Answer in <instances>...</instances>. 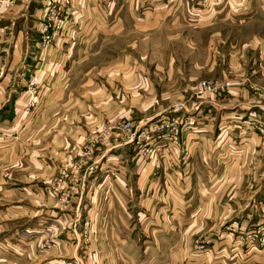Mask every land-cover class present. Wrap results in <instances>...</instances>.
I'll return each instance as SVG.
<instances>
[{"label": "crops", "instance_id": "1", "mask_svg": "<svg viewBox=\"0 0 264 264\" xmlns=\"http://www.w3.org/2000/svg\"><path fill=\"white\" fill-rule=\"evenodd\" d=\"M47 6L17 0L0 15V233L29 223V256L39 263L46 219L49 230H66L48 253L52 264L66 263L62 257L88 264L82 238L71 233L89 218L92 264H162V218L192 216L189 226L199 214L212 220L218 183L227 219L246 224L253 215L256 225L264 208V142L253 123L264 121V0H64L61 30ZM107 42L126 47L124 60L87 67V54ZM152 59L162 73L142 77L143 95L134 71L150 69ZM33 74L52 96L42 113H18L8 102L22 101L15 86ZM202 79L231 86L195 96L191 88ZM170 116L194 123L178 128L175 142L167 130L154 133L158 147L143 154L139 134ZM126 119L131 130L106 132ZM199 197L207 209L185 208ZM135 230L153 239L142 244ZM4 239L0 262L8 255Z\"/></svg>", "mask_w": 264, "mask_h": 264}, {"label": "rangeland", "instance_id": "2", "mask_svg": "<svg viewBox=\"0 0 264 264\" xmlns=\"http://www.w3.org/2000/svg\"><path fill=\"white\" fill-rule=\"evenodd\" d=\"M45 1L46 6L48 5L47 12L50 15L52 24H54V28L56 30H61L62 27L65 26L64 20H60V15L65 13L64 0ZM16 2L17 0H14L10 6H12ZM9 7L0 9V15L6 8ZM91 7L93 8V6ZM92 8L91 10L88 9V12H94ZM243 28L246 29L245 27ZM44 29L45 31L49 30L50 26L45 25ZM121 40L122 39H119V41ZM113 43L115 42L113 41ZM122 50L125 51L122 52ZM219 50H221V47H219ZM126 56V47L124 45L119 43L116 49L114 46L107 42V44H104L101 48L99 47L98 52L88 53L86 63L87 67H92L95 65L100 68L98 65H102L103 63H106L108 61L111 62V60L114 61L115 58L117 59L118 57L119 61H122ZM133 56L135 57V60L142 65H145L144 62H148L147 59L143 58L142 54H135ZM151 56H153V54ZM152 62H154L153 59L150 63L146 64V67H150L152 65ZM101 71L102 70H96L95 73H100ZM134 72L137 76V79L134 82L136 83L134 87L136 91H140L141 93H143V95L146 92V86H144L145 83L142 77H148L149 73L152 75H159L160 73H162V71L155 70L154 66H151L150 69H142L141 67L136 69ZM120 73H122V71H120ZM34 76L36 75L33 74L32 76H29L25 84L15 86V88L18 89L19 92H24L22 101H15L16 97H12L8 102L10 108L15 109L18 113H42V111L46 109L47 103L50 100L49 98H51L52 96V94L48 96L42 93L44 87L41 83H39L38 79L36 82L30 83V79ZM199 81L200 80L194 82L191 88V92H193V90L195 89V85ZM116 85V88L120 93L119 99L123 101L124 98L122 96L125 93L124 88L126 87L119 82ZM230 86L231 82L223 90L214 93L213 95H218L226 92L230 88ZM72 89L77 91L78 87L72 86ZM87 104L92 105L91 102H87ZM253 121L256 129L258 125L264 123V121H262L261 119ZM261 138L262 142H264V138L262 136ZM82 168L83 165H81L78 171H80ZM63 176L67 179L71 178V174L69 172H67L66 175L64 173ZM220 186L221 183L215 185V213L212 220L210 219V214H199L198 217L195 218V223L189 226L188 223L191 222L192 216L190 218L185 217L182 223H179V221H175L176 219L173 218L174 214H172V218H168L167 216L165 219L162 218V264H264V208L260 213L258 212L256 225L253 224V215L250 216V221H248V223L246 224H242L240 222L238 223L234 215H231V219H227L228 216L224 215V213L226 212H224L222 205L223 197L218 196V194L220 193H218V188ZM219 191H221V187L219 188ZM61 199L64 201L63 197H61ZM207 202L208 201L206 200V198L199 197L195 204H186L184 206L185 208L192 209L193 211H201V209H207ZM81 218L82 217L80 216L76 220H78V222L82 221ZM157 220L158 218L154 221ZM168 221H170L169 225H165V222ZM82 222H84L83 229L81 231L73 230L74 233L71 234L76 238H82L83 246L79 248L83 251L84 256H86V263L92 264L94 249L91 243L94 238V231L90 228L89 218H84ZM50 225L52 224H49V226ZM194 225H198V227L196 228ZM28 226L29 223H24L22 225L12 224L6 230V235L3 232L0 233V240H3L5 237L4 240L8 242L6 247L8 255L5 256V260L0 262V264H33L31 263L32 259L29 256L31 252V246L28 242L30 241L31 235L29 232L30 230H27ZM143 231L144 230H135V233L136 235L137 233H141L140 235H137V237L140 239V242L142 244H147L149 243V240L153 238H150L149 234H142ZM144 232L146 233L147 231ZM149 233L152 234L153 231ZM65 234L66 230L62 232H60L59 230L57 231V233L53 232L52 229L49 230L46 224V219H44L43 223L40 225L39 233V263H37V258L35 257V264H52V259L48 258V253L51 251L50 249L60 244L59 239ZM153 235L155 237V234ZM65 251L69 252L70 247L66 246ZM18 257L22 258V260L16 261L15 259ZM0 258H2V256ZM56 259L66 260V263L62 262L59 264H68L69 262H72L74 264L73 259H70L68 257L66 259L63 257ZM76 263L84 264V262L82 261H76ZM150 264H152V261L150 262Z\"/></svg>", "mask_w": 264, "mask_h": 264}, {"label": "built area", "instance_id": "3", "mask_svg": "<svg viewBox=\"0 0 264 264\" xmlns=\"http://www.w3.org/2000/svg\"><path fill=\"white\" fill-rule=\"evenodd\" d=\"M14 0H0V9L4 7H9ZM47 29V28H45ZM50 39L49 36H46V40ZM37 81V77L34 76L30 79V83H34ZM230 84L229 81H225L222 79H203L200 80L195 85L194 94L197 96L202 95H211L223 90L226 86ZM194 121L191 119H185L184 121L181 120L178 116H170L164 117L149 126L148 130H143L139 134L138 146L142 150L143 154H150L152 155L156 148L158 147L156 138L160 137L161 135H155L154 133H161L162 131L167 130L165 136L172 142L177 140L176 131L178 128L187 129L191 125H193ZM133 121L131 120H122L115 125L110 126L106 129V132L109 133L110 129H118L123 132L131 130L133 128ZM257 132L264 138V123L257 126ZM81 167L80 163H77L74 166L75 171H78Z\"/></svg>", "mask_w": 264, "mask_h": 264}]
</instances>
